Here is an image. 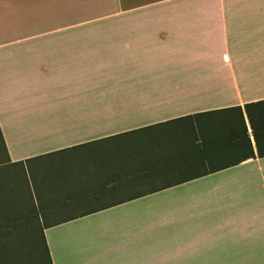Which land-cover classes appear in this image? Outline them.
<instances>
[{
  "label": "crops",
  "instance_id": "1",
  "mask_svg": "<svg viewBox=\"0 0 264 264\" xmlns=\"http://www.w3.org/2000/svg\"><path fill=\"white\" fill-rule=\"evenodd\" d=\"M262 100L264 0H0V264L37 234L52 264H264Z\"/></svg>",
  "mask_w": 264,
  "mask_h": 264
},
{
  "label": "trees",
  "instance_id": "2",
  "mask_svg": "<svg viewBox=\"0 0 264 264\" xmlns=\"http://www.w3.org/2000/svg\"><path fill=\"white\" fill-rule=\"evenodd\" d=\"M223 113L224 115L218 117V122L232 132L225 133L229 141H235L232 143L236 150L249 149V157L254 158L242 109L240 107L230 108L223 110ZM244 113L251 129L257 155L264 157V100L245 104ZM37 235L27 238L25 248L4 251V264H10L12 260L14 264H52L43 235H40L43 247L41 249L32 248ZM0 255L2 256L3 253L0 252Z\"/></svg>",
  "mask_w": 264,
  "mask_h": 264
},
{
  "label": "rangeland",
  "instance_id": "3",
  "mask_svg": "<svg viewBox=\"0 0 264 264\" xmlns=\"http://www.w3.org/2000/svg\"><path fill=\"white\" fill-rule=\"evenodd\" d=\"M115 76H117V74H110V73H107V74H91V81L108 82ZM92 95H93V93H92ZM130 110H131V108H129V107L119 108L118 111H115L112 114H110L107 117V119H105V121H103L104 123H97V125H99V127L101 128V131L106 132V133L110 130H119L121 128L129 127L130 124H132L131 120H130L131 117L129 116V115H132L131 113H129ZM133 118H134V116H132V119ZM92 124L95 125V123H92ZM127 133H134V131L133 132H127ZM58 161L60 162V170H62L64 168V165H65L67 168L66 171L70 172L74 168V164H72V163L77 162V161L80 162L81 159L76 161L72 156L62 155L59 157ZM43 173H46L44 176L47 175L46 171H44ZM255 194H258V192H255ZM42 247H43V243H42L41 236L37 235L35 242H34V246H32V248L41 249ZM261 261H263V259H261ZM10 264H14L13 260L11 261Z\"/></svg>",
  "mask_w": 264,
  "mask_h": 264
}]
</instances>
